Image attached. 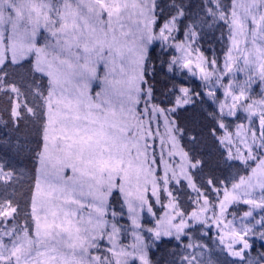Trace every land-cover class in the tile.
I'll list each match as a JSON object with an SVG mask.
<instances>
[{
    "label": "rangeland",
    "instance_id": "rangeland-1",
    "mask_svg": "<svg viewBox=\"0 0 264 264\" xmlns=\"http://www.w3.org/2000/svg\"><path fill=\"white\" fill-rule=\"evenodd\" d=\"M158 2L0 0V95L11 97V116L31 118V109L7 68L45 79L34 90L28 77L42 146L25 221L0 206V264L264 261L249 254L264 247V0H206L192 22ZM153 47L171 106L146 84ZM191 81L222 118L219 144L242 170L226 185L198 180L178 127ZM162 240L171 247L157 255Z\"/></svg>",
    "mask_w": 264,
    "mask_h": 264
},
{
    "label": "trees",
    "instance_id": "trees-1",
    "mask_svg": "<svg viewBox=\"0 0 264 264\" xmlns=\"http://www.w3.org/2000/svg\"><path fill=\"white\" fill-rule=\"evenodd\" d=\"M205 2L206 0H159L158 6L161 9L158 7V10H162L164 14H171L172 7L178 8L184 12L186 22H192L197 20L201 12L203 13ZM215 35L216 32L214 29H212L211 32H206V42H208L209 45L210 43H215ZM149 53L150 63L147 67L148 71L145 80L147 86L150 88L151 97L156 104H168L171 106L172 102L169 87L172 82L169 81L170 78L165 65L159 60L160 57L155 47L149 49ZM7 69L9 73L8 78L13 81L11 84H13L14 88H17L16 91L20 90L23 95L22 99L25 100L24 103L31 109V118L26 116L20 121L21 130L27 125L28 135L30 136V151H26L21 155L16 163L15 172L11 175H5L6 178L1 177L0 181V206H12L14 210L11 218H13L15 222L18 221L21 223L25 221L24 218L30 208L29 204L33 191L35 161H37L42 146L41 134L43 113H41V105L36 101L37 98L35 96V101L29 102L31 101V99L29 100V96H33V94L30 92V89L28 90V83L30 82L28 77L31 79L34 90L35 83H40L42 87L44 86L45 79L36 74L32 75L29 69H22L23 73L19 74L14 73L9 67ZM12 74H15V77H13ZM174 82L178 83L180 80ZM189 85L192 91H196V94L192 93L194 96L192 105L177 111L176 118L178 119L180 132L182 131L187 139L184 144H188L191 158L195 160L198 170L195 175H198L197 178L201 180V182L206 181L210 184L221 183L226 185L232 180V177L241 174L242 170L238 166L237 161L229 159L225 155L222 151V146L219 144L217 131L219 128V121L220 119L222 120V118L218 117L213 104H210V101L203 95V88L198 87L199 83L191 81ZM2 95L3 97L0 99V129H6L14 125L17 117L10 115L11 97H8L7 94L4 93L0 95V98ZM232 124L233 122L231 121H225L226 126H231ZM115 198L117 199V195H115ZM170 244V241L167 242L162 240L156 247V254H165L166 250L170 249ZM256 253L260 255L259 259H261V256L264 255V247L253 243L249 252L251 255L250 257L256 258ZM163 254L160 255V258L163 257ZM247 261V259H240V264H245ZM236 264H238V261ZM259 264H264V261L261 260Z\"/></svg>",
    "mask_w": 264,
    "mask_h": 264
},
{
    "label": "snow or ice",
    "instance_id": "snow-or-ice-1",
    "mask_svg": "<svg viewBox=\"0 0 264 264\" xmlns=\"http://www.w3.org/2000/svg\"><path fill=\"white\" fill-rule=\"evenodd\" d=\"M29 144L27 125L21 130L19 117L11 128L0 129V176L15 172L16 163L21 155L30 151Z\"/></svg>",
    "mask_w": 264,
    "mask_h": 264
}]
</instances>
